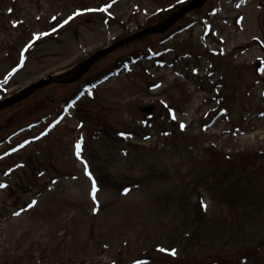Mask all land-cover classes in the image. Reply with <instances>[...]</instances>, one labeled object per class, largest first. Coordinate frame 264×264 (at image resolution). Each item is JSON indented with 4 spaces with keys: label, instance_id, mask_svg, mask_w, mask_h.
Masks as SVG:
<instances>
[{
    "label": "rangeland",
    "instance_id": "rangeland-1",
    "mask_svg": "<svg viewBox=\"0 0 264 264\" xmlns=\"http://www.w3.org/2000/svg\"><path fill=\"white\" fill-rule=\"evenodd\" d=\"M188 1L0 0V101ZM0 184V264H264V0H208L2 108Z\"/></svg>",
    "mask_w": 264,
    "mask_h": 264
},
{
    "label": "water",
    "instance_id": "water-1",
    "mask_svg": "<svg viewBox=\"0 0 264 264\" xmlns=\"http://www.w3.org/2000/svg\"><path fill=\"white\" fill-rule=\"evenodd\" d=\"M205 0H195L193 2H191L190 4H188L186 7H184V9L176 16L172 17L160 30L159 32H162L164 30H166L174 21H176L178 18L182 17L186 12H188L189 10H191L192 8L195 7H200L203 2ZM150 31H156V29L154 28H150ZM130 40V39H129ZM129 40L127 41H121L120 43H117L115 45H113L110 48L101 50V51H97L95 54H93L91 57H89L86 61H84L78 68V70L74 73V75H72L70 78L68 79H53L52 77H44L42 79H40L39 81H37L36 83H34L33 85H31L30 87L27 88L26 92L21 95L20 97L17 98H13L11 100H7L4 101L3 103L0 104V109L8 104H11L15 101L20 100L21 98L26 97L27 95H29L31 92H33L34 90H36L37 88H40L46 84L49 83H71L74 82L76 80H78L91 66L92 64L101 56L105 55L106 53H108L109 51L118 48L124 44H126ZM143 111H151L153 110V107L149 106L146 108L142 109Z\"/></svg>",
    "mask_w": 264,
    "mask_h": 264
},
{
    "label": "snow or ice",
    "instance_id": "snow-or-ice-1",
    "mask_svg": "<svg viewBox=\"0 0 264 264\" xmlns=\"http://www.w3.org/2000/svg\"><path fill=\"white\" fill-rule=\"evenodd\" d=\"M106 10V9H105ZM80 13H77V15H79ZM53 19H55V18H53ZM64 23L66 24V23H68V21L66 20V21H64ZM29 47H31V45H29ZM173 118H175V117H173ZM181 128L183 129L184 128V125H181ZM80 151H81V145L79 144V143H77V145H76V155H77V157L79 158V156H80ZM4 187H6V185H4V184H0V188H4ZM92 187H93V193H92V195H93V200L95 201V191H96V185H95V182H93V185H92ZM36 202L35 201H33V203L31 204V205H29V207H32V206H34V204H35ZM202 204H203V202H202ZM205 208H206V205H203ZM16 215H19V213H16ZM161 251H166V250H164V249H160ZM169 254L170 255H172V256H175L176 255V250L175 249H172L170 252H169Z\"/></svg>",
    "mask_w": 264,
    "mask_h": 264
}]
</instances>
